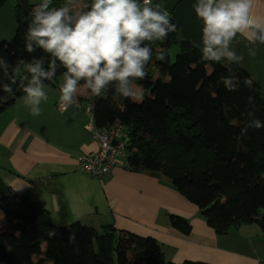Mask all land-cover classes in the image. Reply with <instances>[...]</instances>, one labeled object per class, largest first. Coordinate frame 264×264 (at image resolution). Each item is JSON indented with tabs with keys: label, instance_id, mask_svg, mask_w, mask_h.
<instances>
[{
	"label": "trees",
	"instance_id": "1",
	"mask_svg": "<svg viewBox=\"0 0 264 264\" xmlns=\"http://www.w3.org/2000/svg\"><path fill=\"white\" fill-rule=\"evenodd\" d=\"M64 3L53 0L52 6ZM32 5L22 7L17 1L16 30L10 40L0 41V56L9 64L18 57H44L47 69L50 54L39 48L29 54L23 47L25 17ZM172 44L179 52L170 63ZM153 48H162L166 60L153 57L139 83L142 98L122 100L115 82L109 84L101 96L91 94L94 124L98 128L122 124L128 138L127 165L165 175L199 207L216 233L255 222L264 235V216L258 213L264 209V128L242 131L248 113L264 120V93L253 80L251 90L241 85L239 91H230L222 78L230 71L250 77L248 72L226 61H201L199 46L183 38L178 26ZM64 71L58 67L54 79L44 83L53 85ZM26 76L30 74L21 68L16 80L10 81L0 70V84L11 83L14 89L12 95L0 92L6 97L0 100V113L23 95ZM0 217V264H211L167 262L154 237L118 232L111 225L94 228L73 221L55 226L46 210L9 188L0 194ZM169 222L184 234L190 231L179 214L170 213Z\"/></svg>",
	"mask_w": 264,
	"mask_h": 264
},
{
	"label": "crops",
	"instance_id": "2",
	"mask_svg": "<svg viewBox=\"0 0 264 264\" xmlns=\"http://www.w3.org/2000/svg\"><path fill=\"white\" fill-rule=\"evenodd\" d=\"M180 1L153 0L170 17ZM16 3L4 0L0 5V41L10 40L15 33ZM79 4L80 0H72L70 7L76 11ZM255 7L256 14L264 17V0H255ZM231 47L244 56L239 66L264 93V44H251L245 35ZM250 49L255 50L254 56L249 55ZM55 83L45 84L48 100L41 101L39 116L23 105V95L0 113V194L9 188L26 195L49 213L55 226L79 221L154 237L167 262L264 264V235L255 222L216 233L160 172L133 170L122 163L101 178L82 171L80 156L96 149L87 127L93 121L88 107L92 95L79 84L78 103L63 111L58 105L60 85ZM170 213L188 221L187 234L171 226ZM259 216H264V209Z\"/></svg>",
	"mask_w": 264,
	"mask_h": 264
},
{
	"label": "clouds",
	"instance_id": "3",
	"mask_svg": "<svg viewBox=\"0 0 264 264\" xmlns=\"http://www.w3.org/2000/svg\"><path fill=\"white\" fill-rule=\"evenodd\" d=\"M71 3L65 0L56 7L53 0H38L25 17L24 51L31 54L39 48L50 54L47 69L44 57H18L9 64L0 56V70L10 81L16 80L21 68L30 74L21 84L22 103L33 116L41 114L39 105L48 100L44 80L52 81L58 67L65 69L58 101L63 111L78 103L81 80L93 96H101L102 90L115 82L122 100L141 99L139 83L146 78L153 57L166 60L165 51L154 50L153 44L166 41L177 28L169 13L153 0H80L76 11ZM191 8L201 25V61L239 65L244 56L231 47L238 36L246 35L251 44H264V17L256 14L255 0H191ZM255 54L254 49L249 50V55ZM222 79L230 91H239L241 85L250 90L254 87L250 77H241L236 71ZM0 92L12 95V84H0ZM5 98L0 95V100ZM252 99L249 95L248 101ZM247 115L243 132L264 128V120L254 113Z\"/></svg>",
	"mask_w": 264,
	"mask_h": 264
},
{
	"label": "built area",
	"instance_id": "4",
	"mask_svg": "<svg viewBox=\"0 0 264 264\" xmlns=\"http://www.w3.org/2000/svg\"><path fill=\"white\" fill-rule=\"evenodd\" d=\"M92 106L93 101L91 100L88 103L89 109ZM87 127L96 143V149L80 156L82 171L101 178L109 173L112 166L119 163L128 164V138L122 124L98 128L93 121H90ZM113 140L116 141L115 144L112 143Z\"/></svg>",
	"mask_w": 264,
	"mask_h": 264
},
{
	"label": "water",
	"instance_id": "5",
	"mask_svg": "<svg viewBox=\"0 0 264 264\" xmlns=\"http://www.w3.org/2000/svg\"><path fill=\"white\" fill-rule=\"evenodd\" d=\"M22 7H27V0H17ZM171 18L175 20L179 28L180 35L186 40H191L193 43L200 39V23L194 16L191 8V0H181L171 13ZM116 141H112L115 144Z\"/></svg>",
	"mask_w": 264,
	"mask_h": 264
},
{
	"label": "rangeland",
	"instance_id": "6",
	"mask_svg": "<svg viewBox=\"0 0 264 264\" xmlns=\"http://www.w3.org/2000/svg\"><path fill=\"white\" fill-rule=\"evenodd\" d=\"M27 2L29 3V4H34V3H37L38 2V0H27ZM169 60H170V63H172L173 61H174V58H175V55H176V53L177 52H179V47H178V45L177 44H172V46L170 47V49H169ZM62 80H63V74H61V75H59L57 78H56V83L55 84H59L60 85V83H62ZM46 89V88H45ZM182 197H184L183 195H182ZM183 199V201H187V199L186 198H182ZM186 199V200H185ZM188 203H190L191 205H193V207L194 208H196V209H199V207L197 206V205H195L194 203H192V202H188ZM263 209H260V211H262ZM199 211H200V209H199ZM259 211V212H260ZM258 212V213H259Z\"/></svg>",
	"mask_w": 264,
	"mask_h": 264
}]
</instances>
